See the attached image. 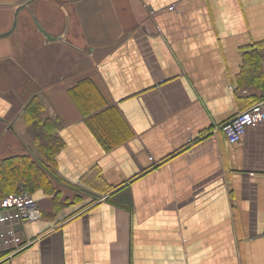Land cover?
<instances>
[{"label": "crops", "instance_id": "1", "mask_svg": "<svg viewBox=\"0 0 264 264\" xmlns=\"http://www.w3.org/2000/svg\"><path fill=\"white\" fill-rule=\"evenodd\" d=\"M13 24L0 157L39 158L32 96L63 145L39 219L0 199V264H264V110L219 128L264 98V0H0Z\"/></svg>", "mask_w": 264, "mask_h": 264}, {"label": "trees", "instance_id": "2", "mask_svg": "<svg viewBox=\"0 0 264 264\" xmlns=\"http://www.w3.org/2000/svg\"><path fill=\"white\" fill-rule=\"evenodd\" d=\"M257 63L261 66V60H257ZM43 107L41 100L37 96H32L23 109L26 129L38 151L39 158H34L30 154L0 157V199L17 193L20 186L31 193L32 197L37 190L57 196L49 173L56 165L57 153L63 141L57 131L56 121L42 117ZM4 254H0V257Z\"/></svg>", "mask_w": 264, "mask_h": 264}, {"label": "built area", "instance_id": "3", "mask_svg": "<svg viewBox=\"0 0 264 264\" xmlns=\"http://www.w3.org/2000/svg\"><path fill=\"white\" fill-rule=\"evenodd\" d=\"M174 5H170L168 9H172ZM261 67L264 72V50L261 57ZM264 110V98L260 101L252 103L247 108L240 110L229 120L223 122L219 128L225 134L226 138L231 143L240 141L245 129L248 125L255 123L256 117H261ZM152 158V157H151ZM12 205L15 212L19 215L21 221H33L41 217V210L37 201L32 195L20 186L17 193L12 194ZM5 204L0 201V207Z\"/></svg>", "mask_w": 264, "mask_h": 264}, {"label": "water", "instance_id": "4", "mask_svg": "<svg viewBox=\"0 0 264 264\" xmlns=\"http://www.w3.org/2000/svg\"><path fill=\"white\" fill-rule=\"evenodd\" d=\"M17 9H18V8H17ZM17 9H16V10H17ZM13 28H14V24H13V26H12V28H11L10 30H8L7 32L1 33L0 36H3V35L8 34ZM45 34H46L47 38H49V39H53V37H51L49 34H47V33H45Z\"/></svg>", "mask_w": 264, "mask_h": 264}, {"label": "rangeland", "instance_id": "5", "mask_svg": "<svg viewBox=\"0 0 264 264\" xmlns=\"http://www.w3.org/2000/svg\"><path fill=\"white\" fill-rule=\"evenodd\" d=\"M31 194V193H30Z\"/></svg>", "mask_w": 264, "mask_h": 264}]
</instances>
